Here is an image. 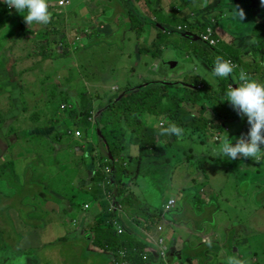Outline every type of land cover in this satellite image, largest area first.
<instances>
[{
    "label": "rangeland",
    "instance_id": "rangeland-1",
    "mask_svg": "<svg viewBox=\"0 0 264 264\" xmlns=\"http://www.w3.org/2000/svg\"><path fill=\"white\" fill-rule=\"evenodd\" d=\"M146 1H142L137 9L132 0H121L132 21L127 23L123 15L113 38L105 39L97 29L92 41L88 40L93 34L91 29L76 26L74 32H68L65 10L55 11L49 1L50 23L26 24L31 30L29 37L24 31L22 37L14 38L22 42L2 46L11 31L8 16L13 18L19 12L16 9L9 12L8 5L0 0V55L9 48L13 53L12 59L6 63L10 70L8 82L0 81V147L5 141L7 144L4 152L1 148L0 155V264H51L57 244L51 245L50 242L63 234L70 235L68 242H62L60 253L68 264H83L84 260L89 264H105L109 260L107 254L83 246L76 234L77 221L81 218V224L90 230L93 215L99 210L93 205L82 217L81 205L89 200L94 190V171L87 167L85 157L92 158L93 154L95 158L103 159L111 165L105 170L110 173L127 166L136 154H140L142 139L132 126L128 125L129 129L124 122L120 128H114L112 123L106 124L102 121L104 114L99 118V125L92 127L87 117H72L73 106H60L63 101L71 100L69 88L82 89L90 94L95 86H100L102 97L93 101L98 110L105 105L107 98L119 101L122 97L118 93L140 83L156 82L153 87L180 86H169V90L184 94L185 81L196 80V86L202 83L201 89L194 85L186 88L198 91L201 98L192 107L188 118L197 116L203 121L213 116L214 110L204 94L216 101L223 100L226 88L219 85L221 78L212 75L213 66L204 65L199 55L193 53L203 54L206 48L210 50V56L219 54L212 50L214 46L183 36L185 31L199 35L201 26H191V13L196 12L198 19L203 20L202 10L207 12L210 9L213 16H218L227 34L249 26L253 46L241 56L243 65L236 74L243 70L264 84V60L253 54L264 48V35L261 34L264 19L253 12L264 10V0H219L217 8L211 7L207 0H162V6H156L154 15H151L152 6L157 0H148L149 18L157 20L155 26L147 21L148 15L142 9ZM241 10L242 18L239 15ZM184 24H189V28L179 30L178 26ZM149 29L157 33V38L154 44L149 40L143 42L142 46L149 47L150 51L148 54L144 51L138 57L135 51L137 37H149ZM20 31L13 33L18 35ZM227 34V40L231 42ZM225 43L226 40L221 39L219 46ZM59 44L64 46L61 54L55 50ZM143 47L139 45V48ZM232 49L241 54L236 42H232ZM174 60L189 62L182 72H179L178 65L174 68L177 71H170L171 74L167 67L161 68L164 61ZM66 71L74 73L72 79L61 78ZM82 72L89 75L83 76ZM238 83L236 80L231 86ZM205 86L208 88L204 89ZM140 90L146 89L136 88L131 93ZM177 97L181 99V95ZM166 100L167 97L162 99ZM188 107L187 102L182 101L176 110L181 114ZM230 109L232 115L236 110L232 105ZM214 117L213 126L197 130L186 122L171 121L166 115L144 112L138 116L140 133L151 130L160 145L173 138V152L165 155L168 167L155 185L157 176L145 166L137 180L138 185L132 183V187L153 206H161L170 195L177 199L174 208L166 214L168 222L157 224L165 225L158 241L164 242L169 249L175 246L176 254L183 250L184 256L198 255L184 260L182 255L178 259L168 253V261L162 262L159 258L157 264H227L229 257L241 259L245 264H264V159L244 162L239 158L232 160L227 168L223 167L226 165H216L219 158L226 161L227 157L218 155L221 143L214 142L211 136L219 132L222 137L230 136L224 124L242 132L240 134L245 137L248 132L244 130V121ZM162 121L165 122L163 127L168 123L181 127L182 136L163 138L158 128ZM68 126L81 129L85 142L90 141L94 146L87 151L85 144L76 151L78 142L66 133ZM102 128L113 131V147L117 151L114 156ZM153 151L157 152L158 148ZM189 155L196 158V171ZM236 164L240 167L235 168ZM187 189L194 190L192 199V192ZM237 225L240 226L237 232L231 230ZM217 233L226 234L227 239L217 237ZM203 235H208L213 248L208 241L201 242ZM150 237H157V234L153 232Z\"/></svg>",
    "mask_w": 264,
    "mask_h": 264
},
{
    "label": "trees",
    "instance_id": "trees-1",
    "mask_svg": "<svg viewBox=\"0 0 264 264\" xmlns=\"http://www.w3.org/2000/svg\"><path fill=\"white\" fill-rule=\"evenodd\" d=\"M160 2V0L156 1L155 5L152 6L154 12L156 11V5H159ZM147 3L148 0L143 5V7L146 8L148 12L149 5ZM202 12L204 13L203 20L198 19V17L193 18L191 26L200 25L201 30H205L208 24L205 19L208 18V16L204 10H202ZM255 15L259 16L257 13H255ZM146 19L154 26L157 23V20L152 21L149 17H147ZM215 19L216 22L213 24V26L216 28L217 35L221 37L222 40H226V29L218 21V16H215ZM207 20L210 21L209 18ZM157 26H160V24H157ZM245 33L246 28L243 27L237 31L229 32L228 34L234 38H237L239 36H243ZM261 34L264 35V31H262ZM183 36L192 40H196L198 38L201 39L200 34L195 35L191 31H185L183 33ZM217 46H214L212 50H215L220 57L225 60L234 59L235 61L240 62L241 66V56L231 49L230 44L225 43L224 46ZM145 50L149 53L150 48H139V53H143ZM195 54L201 56L208 65H212L214 67L216 57L214 55L210 56L209 49L205 48V53L203 54H199L197 52H195ZM254 54L259 55L260 60H264V48L259 49V51ZM163 66L167 67L166 65H161V68ZM240 66L234 67V72L229 77L221 78L219 81V85L225 87L227 90L231 84H234L236 80H238L239 75L236 74V71L237 69H240ZM166 70L169 71L168 68ZM233 74L236 78H234ZM197 76L201 78L200 75ZM185 82L186 85L184 84L183 88L186 90V92L184 94H181L178 91H170L169 86L172 85L155 86L146 90L133 92L126 97H122L119 101L113 102L112 105H110L104 112L102 121H104L106 124L112 123L114 128H120L122 123L124 122L127 127L128 125L133 127V131L142 139L140 152L144 155L140 154L138 156H134L132 161H130L127 166L122 168L120 167L110 173L106 172L105 170L106 166H109L110 168L111 165L106 164L103 159H100L98 157L95 158L93 154H91L92 158L85 157V163L87 167L90 170L94 171V190L90 193L89 200L82 203L81 209H84L85 203H89L90 207L92 205L100 206V210H98L94 214V242L97 246L101 247L110 254V258L114 259V264H117L118 262V252L124 248L129 250L130 258L133 261H136L139 258V252H142L147 245L146 241L144 240L145 234L143 229H156L157 224L160 221H163L164 217L167 219V212L164 214L162 207H152L151 205H149L146 200H144L141 194L136 193L131 189L130 184L141 175L144 165L154 164L156 166L158 163H165L168 161V159L165 158V155H168L169 151L173 152L171 146L173 138L168 140L169 144L167 146L165 143L160 145L159 141H157L155 135L152 134L151 130H145L141 134L139 130L140 121L138 119V116L144 112H150L155 115H166V117L171 121L177 122L178 124H183L186 122L190 128H197V130L199 128H209V126H213V123L215 121L214 115L219 118H223V120H237L240 118V114H238L237 110L232 115L230 114L231 103L226 100V95L223 100L216 101L206 94H204V97L205 99L209 98L208 101L210 102V106L214 110V115L211 117H207L203 121L199 120L197 116L188 118L193 111L192 107L196 106L201 96L198 91L189 90L186 88V86L188 85H197L198 83L196 80L192 82ZM201 88L202 87H199L198 89ZM207 88L208 86H205L204 89ZM178 95H181V99H178ZM164 97H167L166 101H162ZM182 101H186L189 107L180 114L176 110V106L180 107ZM70 115L72 117L84 118V112H80L77 107L73 108ZM166 126L167 124L164 125V127ZM102 132L104 133V137L107 140V143L111 147L112 156L116 155L117 153L115 152L117 151L113 147V131H110L107 128H102ZM240 133L242 132L238 131L236 133H233L229 137L232 143H235L236 139L242 135ZM162 137L168 138L169 135H162ZM75 141L78 142L75 149L77 151V147L82 146V144L85 145L86 143L84 140V134L83 139H75ZM90 146L91 148L93 147V145L90 144L88 146V150H90ZM154 148H158V151L154 152ZM262 153H264V148H262ZM188 158L191 160V166L194 168V171H196V158L192 155H189ZM231 161L232 160H230L229 158H227L226 161H223L219 158L216 165H226L223 167L227 168L228 164L231 163ZM249 161L251 160H248L247 162ZM234 167L239 168L240 166L239 164H236L234 165ZM151 173L154 175V173H157V169H151ZM165 173L166 171L163 172L162 176L158 178L163 177ZM157 179L154 181V185ZM187 190L192 192V196H190V199H192L194 197V190ZM119 206H121L120 209ZM114 219H118L121 225L124 227V231L122 233H118L116 227L113 224ZM233 229H236L237 232L239 229L238 225L231 228V230ZM210 248H213V246H210ZM172 254L179 258V256L175 252H172ZM180 255H182L184 260H190L198 257L196 253H190L184 256L183 250ZM151 257H153V255H151ZM142 262L145 261L142 260ZM153 262L154 260L153 258H151L146 261V264H153Z\"/></svg>",
    "mask_w": 264,
    "mask_h": 264
},
{
    "label": "crops",
    "instance_id": "crops-1",
    "mask_svg": "<svg viewBox=\"0 0 264 264\" xmlns=\"http://www.w3.org/2000/svg\"><path fill=\"white\" fill-rule=\"evenodd\" d=\"M49 1L52 5H54V3L57 0H48V4H49ZM132 1H133V4L137 7V9H139V7L141 6V2L144 0H132ZM157 1H159V0H157ZM160 1L161 2L159 5L162 6V0H160ZM142 9L145 10V12L147 13V15L149 17L150 15L147 12V9L144 8L143 6H142ZM156 9H157V7H156ZM64 10H65L66 15H67L66 23L68 25V32H74L76 30V26H82V27H85L86 29H91L93 34L90 36V38L88 39L87 36H85L89 41H92L95 39L97 29L101 30L105 39L113 38L119 30V25L121 23L123 15H125L124 19L127 23H130L132 21V16L130 15V13H127L124 10V7L121 3V0H114L113 2L111 0H70V2L62 8H58L56 6V11L62 12ZM151 15H154V11L152 12ZM8 24L11 25V31L8 33L7 36H5V38L7 37V39L5 40V43L2 44V46L6 45L10 42H17V43L22 42V41H15L14 38L16 36L22 37V33L24 31H26L27 37L30 36L31 30L26 28V22H25L23 14L17 13L15 15V17H13V18H10L8 16ZM15 30L16 31L21 30V31H20V33H18V35H14L13 31H15ZM149 32H150L149 37H143L142 35H139L137 37V44L135 46V51H136L138 57H140L139 45L141 47H143L142 43L145 41H148V40L153 44L157 38V33H154L152 29H149ZM124 38L126 39V36H124ZM253 41H254V38L251 35V33L246 32V34L243 35L240 40H238V45H239L240 50L244 54L246 52H248V50L252 47ZM145 52L148 54V52L146 50H145ZM12 55H13V53L11 51V48L5 50L4 53H2L0 55V59L3 62V65L0 66V81L5 82V83L8 82V74L10 71L6 67V63L12 59ZM130 55L131 54H129V56ZM242 64H243V62H242ZM244 66L247 67V65H245V64H244ZM155 70L157 72V69H155ZM82 74H83V76L89 75L85 72H82ZM196 75H199V74H196ZM73 76H74V73H72L70 71H66V72L61 74V78L66 79V80L72 79ZM201 78H202V76H201ZM154 85H156V82L147 81L145 83H140L134 87H127L118 94H119V97H126L129 95V93L134 91V89H136V88L148 89V88L153 87ZM59 86L62 87L61 83H59ZM113 88H114V86H113ZM1 89H2V87H1ZM68 91H69V95H70L71 100L65 101V102L63 101L60 106H62V108H65V107L71 108L72 106L77 107L80 112H84V117H87L90 120V126L91 127L93 125H97V126L99 125L100 116L104 114L106 109H108V107L110 105H112V103L114 101H116L115 99H112V97L107 98L105 100V105L102 106L101 108H99L98 110H96L93 101L96 98L102 97V91H101L100 86H98V85L95 86L92 89V92L90 94L88 92H86L85 90H82V89H71V88H69ZM76 129H77L76 126H71V127L68 126L66 128V130H68V131H66V133L68 135H71L74 140L76 139V137L72 134V132ZM90 144H92V143L90 141H88L87 150H88V146ZM165 144L168 146L169 142L167 141ZM92 145L94 146V144H92ZM140 154L144 155L141 152H140ZM0 155H1V148H0ZM135 156H138V155L136 154ZM167 167H168V162L158 163L155 167H153V168L157 169V173H154V175H156L157 178L162 176L163 172H165L167 170ZM142 197L144 198V200H146V202L149 205H151L152 207H157V206H153L152 204H150L145 196L142 195ZM161 206H159V207H161ZM84 215H85V213H84ZM79 222L81 223V218L79 219ZM166 222H168V219L166 220ZM238 228L240 229L239 225H238ZM164 229H165V225H164ZM152 231L154 233H156L157 236H160L162 234L163 230L157 231V229L153 228ZM76 234L78 235L82 245L86 246L87 249L97 251L99 253H104V254H107L109 256V260L105 264H113L111 262L110 254L95 244V242H94L95 232H94L93 225L91 226L90 230H86V228H84L83 224H81V226L77 227ZM69 240H70V235L69 234H63L60 237H58L56 241L50 242L51 245L57 244V246L55 247V250H54L55 255H54V257H52L50 259L52 261L51 264H68L66 262L65 258L62 255H60V253L63 250L62 245H61L62 242H68ZM144 240L147 243L146 247L149 248L154 255L153 256V260H154L153 264H157L156 259L159 260V257L157 256L158 248L152 242L147 240L146 237H144ZM94 247H97L98 249H96ZM174 248H176V247L173 246L172 249H174ZM177 248H178V245H177ZM169 253L172 254L171 251H169ZM177 255L179 256V258L181 257L180 254H177ZM30 258L31 257L28 256V259H30ZM168 258H169V255H168ZM168 258L166 261H168ZM166 261L162 260V262H166ZM28 264H30V263H28ZM83 264H89V262L84 260Z\"/></svg>",
    "mask_w": 264,
    "mask_h": 264
},
{
    "label": "clouds",
    "instance_id": "clouds-1",
    "mask_svg": "<svg viewBox=\"0 0 264 264\" xmlns=\"http://www.w3.org/2000/svg\"><path fill=\"white\" fill-rule=\"evenodd\" d=\"M3 2L8 5V11L9 12H12L13 10L16 9L17 12L23 14L25 22L28 26H31L34 23L47 25L51 21V13L49 11L48 0H3ZM56 2L54 3V10L55 11H56V6H58V5H56ZM253 12H254V14L257 13L260 16V18H264V10H253ZM206 14H209V13H206ZM191 15L193 18L197 17L196 12H192ZM239 15H240V18L243 17V11L242 10L239 12ZM208 18L210 19V21L207 20ZM208 18L205 19V21L208 22V24L213 25L216 22L215 16H213V14H209ZM211 18H214L213 22L211 21ZM186 25H187V27L184 29L189 28V24H186ZM244 28H246V32H249V26H245ZM184 29H179V30H184ZM215 31H216V28H215ZM216 35H217V32H216ZM227 36L231 37V42H228V40L226 39V43L230 44L231 49H232V42H236V44L238 45V40H240L242 37V36H239L237 38H234L229 34H227ZM219 38H220V42H221V37H219ZM198 39L200 40V38H198ZM219 43H218V45H219ZM252 46H253V43H252ZM238 47H239V45H238ZM55 50L58 51V54L62 53V50H58L57 48H55ZM233 51H235V50H233ZM240 52H241V54H239L238 52H236V53L239 54L240 56H242L244 53L241 50H240ZM232 60H234V59H232ZM239 64H240V62H237L236 64L233 65L230 61L225 60L220 56H217L215 59L214 67L212 68V75L214 77L227 78L234 72V66L236 65L237 67H239L240 66ZM238 81H239V83L237 86L234 87V86H231L232 84L230 85L231 87H229L226 90L225 95L227 97L226 100L231 103V105L233 106V108L235 110H237L238 114H240V117L244 116L243 127H244L245 132H248L247 137H245L242 134L239 138L236 139L235 143H232V141L229 139V137L233 133L238 132V130L233 129L231 127L233 130L232 134H230V136H227V137L224 136L222 141H219L221 143V146L218 149V155H220L222 157H227L230 160H236L239 158H243L244 162H247L248 160H252V159L259 162L262 159H264V153H262V148H264V84L258 82L255 79L250 78L248 76V74L245 73L243 70L240 71ZM163 123H165V122L162 121L161 125H158V128H159L161 135H169V136L174 135L177 137L182 136L183 129L181 127L177 126L175 123H168V125L166 127H163L162 126ZM4 141H5V139H4ZM6 146H7V144L5 141L4 144L2 143V146L0 147V148H2V152H4L6 150V148H7ZM145 166L148 168V171L150 173H151V169L153 167H155L154 164H146L143 166V168ZM143 168H142L141 175L143 174ZM138 178L135 179L134 181H132L130 186H131V189L133 191L141 194L140 192H138L135 189V187H132V183H135L136 186L138 185V181H137ZM170 196L167 197V200L169 198H171ZM167 200L161 206L163 208L164 214L166 212H169L170 210H172L174 208L173 207L168 211L164 210V205L167 202ZM176 203H177V199H176ZM92 206L89 207L88 209H81V211H84V212H82V217L85 216L84 213L86 214V211H89L92 208ZM96 206H98L99 210H100V206L99 205H96ZM93 218H94V215H93ZM166 220L167 219L164 217L163 218L164 224H165ZM77 223H79L77 225V227L81 226V223L79 222V220L77 221ZM159 225H161V224H159ZM123 229H124V227H123ZM156 229H157V231H159L158 228H156ZM163 229H164V227H163ZM145 230H147V229H143L144 234H145ZM217 234H220V233H217ZM145 237H146V235H145ZM146 239H147V237H146ZM208 239H209L208 235H203L201 242H204V241L206 242V241H208ZM207 243L209 244V246H211L210 241H208ZM145 249L149 250L150 259L153 258V257H151V255H153L152 251L147 247ZM170 249H171V252H175L174 251L175 248L172 249V247H171ZM140 253L141 252H139V257H140ZM157 256H158V254H157ZM119 260H120V256H119V252H118V262H119ZM111 262L114 264L113 258H111ZM118 262H117V264H118ZM227 264H245V262L241 259L236 258V257H229Z\"/></svg>",
    "mask_w": 264,
    "mask_h": 264
},
{
    "label": "built area",
    "instance_id": "built-area-1",
    "mask_svg": "<svg viewBox=\"0 0 264 264\" xmlns=\"http://www.w3.org/2000/svg\"><path fill=\"white\" fill-rule=\"evenodd\" d=\"M70 2V0H58L56 2V5H58L57 7L58 8H62L64 6H66L68 3ZM211 21L213 22L214 21V18H211ZM187 25H180L178 28L179 29H184L186 28ZM201 35V41L202 42H205V43H208L209 45H212V46H217L218 43L220 42V38L219 36L216 35V31H215V28L213 27L212 24H208L205 28V30H201L200 33ZM58 50H62V53H63V49H64V46L63 44H59L58 45ZM228 61H230L233 65L236 64L237 62L232 60V59H228ZM244 121V116L240 117L239 118V122H242ZM224 128L228 130V132L231 134L233 132L231 126L229 125H226L224 124ZM67 131V130H66ZM72 134L76 137V139L80 140L81 137H83V132L81 129L77 128L76 130H74L72 132ZM211 139L215 142H219V141H222L223 137H222V134L221 132L219 133H216L215 135L211 136ZM84 146V144H82V146H79L77 147V150L82 148ZM106 169H109V166H106ZM176 204V198L174 197H171L167 200V202L165 203L164 205V210L165 211H168L170 210L171 208H173ZM90 207V204L89 203H85L84 204V209H88ZM121 206H119V209H120ZM113 224L114 226L116 227L118 233H122L123 232V227L122 225L120 224L119 220L118 219H114L113 220ZM158 230L159 231H162L163 230V226L162 225H159L158 227ZM153 233V231L151 230H145V235L147 237V239L152 242L153 244H155L158 248V257L160 259H162L163 261H166L167 258H168V253L169 251H171V249H169L164 242H160L159 243V237L160 236H157V237H150V234ZM119 256H120V260L118 262V264H146V261L148 259H150V253H149V250L148 249H145L143 252L140 253V257L138 260L136 261H132L131 258H130V254H129V251L128 249L124 248V249H121L119 251ZM145 261V262H142Z\"/></svg>",
    "mask_w": 264,
    "mask_h": 264
},
{
    "label": "flooded vegetation",
    "instance_id": "flooded-vegetation-1",
    "mask_svg": "<svg viewBox=\"0 0 264 264\" xmlns=\"http://www.w3.org/2000/svg\"><path fill=\"white\" fill-rule=\"evenodd\" d=\"M207 1H209L210 2V5H211V7H213V8H217L218 7V5H217V3L219 2V0H207ZM212 1V2H211ZM212 9H210V10H207V12H205V13H209V14H212ZM193 55H196V54H193ZM199 58H201L203 61H204V59L201 57V56H199ZM166 62L167 61H164V64L167 66V68H168V65L166 64ZM189 62V61H188ZM188 62H185V65L184 66H181L178 70H179V72H182L183 70H184V68H186V66H187V63ZM205 62V61H204ZM204 62H202L204 65H206V66H209L207 63H204ZM170 71L171 72H176L177 70H169L168 71V73L169 74H171L170 73ZM249 74H251L252 75V72H250ZM250 78H252L250 75H248ZM252 79H254V78H252ZM196 86V85H195ZM197 88H199V87H202V83H199V85L198 86H196ZM217 236L218 237H224V239L226 240L227 239V235L226 234H217ZM218 245V244H217Z\"/></svg>",
    "mask_w": 264,
    "mask_h": 264
},
{
    "label": "water",
    "instance_id": "water-1",
    "mask_svg": "<svg viewBox=\"0 0 264 264\" xmlns=\"http://www.w3.org/2000/svg\"><path fill=\"white\" fill-rule=\"evenodd\" d=\"M164 63V62H163ZM166 64L168 65V69L169 70H175L174 68L178 65L179 68L181 66H184L185 65V62L184 63H179L177 60H174V61H168L166 62Z\"/></svg>",
    "mask_w": 264,
    "mask_h": 264
}]
</instances>
